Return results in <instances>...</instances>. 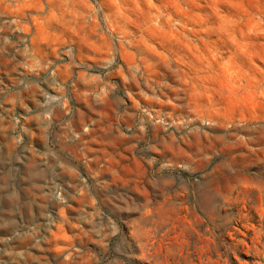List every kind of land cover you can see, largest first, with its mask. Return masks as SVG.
<instances>
[{
	"label": "rangeland",
	"instance_id": "374dc122",
	"mask_svg": "<svg viewBox=\"0 0 264 264\" xmlns=\"http://www.w3.org/2000/svg\"><path fill=\"white\" fill-rule=\"evenodd\" d=\"M1 120L0 264H264V0H0Z\"/></svg>",
	"mask_w": 264,
	"mask_h": 264
},
{
	"label": "crops",
	"instance_id": "0c3cea01",
	"mask_svg": "<svg viewBox=\"0 0 264 264\" xmlns=\"http://www.w3.org/2000/svg\"><path fill=\"white\" fill-rule=\"evenodd\" d=\"M42 47V40L38 38V36L35 37V40H34V43L31 39V45H30V51L32 53H35V50L37 51L39 48ZM44 47V46H43ZM46 47H50V39H47L46 41ZM34 55V54H32ZM31 55V56H32ZM36 59L37 57L34 56ZM32 59V57H31ZM33 60V59H32ZM20 89L18 90H15V94H14V97L15 98H18V94L17 92H19ZM37 111V110H36ZM32 115L36 118H38V112H36ZM5 124L4 122L1 120L0 121V192L4 191V188L6 187V178L8 177L7 174H5V164H6V161H7V157H6V153H5V146H6V143H7V139L5 138ZM84 148V146L82 145V143L78 140L77 142L73 143L71 145V149L72 150H76L78 152H80V156H81V150ZM83 154V153H82Z\"/></svg>",
	"mask_w": 264,
	"mask_h": 264
}]
</instances>
